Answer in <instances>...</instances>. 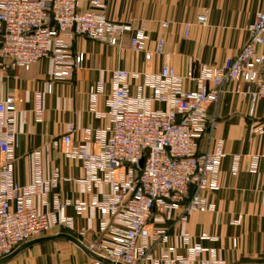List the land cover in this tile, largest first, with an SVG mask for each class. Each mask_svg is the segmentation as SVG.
Listing matches in <instances>:
<instances>
[{
  "label": "built area",
  "instance_id": "obj_1",
  "mask_svg": "<svg viewBox=\"0 0 264 264\" xmlns=\"http://www.w3.org/2000/svg\"><path fill=\"white\" fill-rule=\"evenodd\" d=\"M90 5V10L81 11L77 0H0V58L9 59L11 69L25 70L51 58L52 80L56 82L66 79L79 64L72 54L77 37L118 46L130 36L131 50L145 53L146 61H152L144 24L135 27L110 20L108 0H91ZM199 23L205 24L206 18L201 17ZM248 33L249 40L239 54L220 66L203 65L184 76L170 66L157 73L113 72L106 111L98 110L105 87L91 88L89 111L96 119H106L108 125L86 128L84 141L78 144L70 125L55 143L64 158L80 162L83 176L76 183L85 190L87 198L83 200L66 199L56 192L60 172L55 169L50 177H44L40 151L33 153V181L27 185L17 182L16 94L10 92L0 99V259L54 229L70 230L74 217L67 211L71 208L76 214L92 210L101 216L91 239H87L85 228L76 237L116 264H227L217 249L202 244L217 243L219 237L203 233L194 241L185 233L181 237L183 255L171 248L168 228L150 226L155 218L165 220L171 212H179L180 221L187 222L195 213L216 211L210 195L221 189L226 153L222 140H217L211 151L200 152L202 140L215 128L207 106L218 103L229 85L234 86L236 95L249 100L250 118L258 104L264 103V12L248 26ZM188 34L189 25L185 36ZM164 46L160 39L157 55L164 53ZM34 115L37 123L43 122L41 92L35 94ZM254 133L264 135V126ZM240 167L241 156L234 155V176ZM248 170L260 175L264 186V151L251 156ZM37 199L45 211L35 204ZM239 224L240 220L233 222Z\"/></svg>",
  "mask_w": 264,
  "mask_h": 264
},
{
  "label": "crops",
  "instance_id": "obj_2",
  "mask_svg": "<svg viewBox=\"0 0 264 264\" xmlns=\"http://www.w3.org/2000/svg\"><path fill=\"white\" fill-rule=\"evenodd\" d=\"M91 0H77L81 11L91 9ZM264 12V0H108L107 17L118 23L144 24L150 36L147 49L153 59L147 62L145 53L130 48V36H125L118 46H110L77 37L72 42V54L79 63L66 79L52 80L53 62L44 58L29 70L11 69L10 60L0 58V99L14 92L17 99L16 129L19 143L15 155V178L20 185L34 179L33 153H42L44 177L58 169L61 182L56 190L66 199H86L83 186L76 183L82 178L80 162L64 158L55 143L66 134L70 125L75 130V143L84 141L86 128L98 129L108 125L106 119H96L89 111V93L92 87L103 85L98 110L106 111V98L111 87V76L117 70L127 72L157 73L170 66L184 76L190 70L197 72L201 66H220L236 57L249 40L248 26L257 15ZM206 18L205 24L199 19ZM168 23L167 28L162 24ZM189 34L186 37V26ZM165 41L164 53L156 54L157 43ZM81 63V64H80ZM195 89V85L186 84ZM43 95L45 111L42 123L35 121V94ZM208 114L215 120L211 135L205 137L200 152L211 151L217 140L224 142L226 156L221 167V189L210 195L216 211L195 213L187 222L180 221L179 212H171L165 220L155 218L150 229L168 228L170 246L176 253L185 254L181 237L189 233L198 241L203 233L220 238L217 243L203 242L215 248L220 259L227 264H264V186L260 175L249 172L250 158L264 151V135L254 131L264 126V103L261 101L254 118L249 117L250 104L234 93L229 85L216 104L208 105ZM90 149L94 147L90 145ZM241 156L238 175L231 171L232 158ZM2 156L0 154V166ZM70 180L69 182L64 181ZM35 204L41 211L39 200ZM67 215L74 217L68 232L77 235L85 228L87 239L98 231L101 216L95 211L76 214L71 208ZM240 220L239 225H233ZM62 230L56 229L54 234ZM235 241V244H234ZM49 244L35 246L7 264H60L59 257Z\"/></svg>",
  "mask_w": 264,
  "mask_h": 264
},
{
  "label": "water",
  "instance_id": "obj_3",
  "mask_svg": "<svg viewBox=\"0 0 264 264\" xmlns=\"http://www.w3.org/2000/svg\"><path fill=\"white\" fill-rule=\"evenodd\" d=\"M49 243H71L78 247L89 259L99 262L100 264H116L112 261H109L102 256L94 253L92 250L87 248L77 237L67 234L64 232H61L54 236H44L40 238H36L34 240H31L29 242H26L22 244L20 247H18L16 250H14L9 256L0 259V264H7L10 261H12L17 256L21 255L25 251L39 245H45Z\"/></svg>",
  "mask_w": 264,
  "mask_h": 264
},
{
  "label": "rangeland",
  "instance_id": "obj_4",
  "mask_svg": "<svg viewBox=\"0 0 264 264\" xmlns=\"http://www.w3.org/2000/svg\"><path fill=\"white\" fill-rule=\"evenodd\" d=\"M56 230V229H54ZM52 230L46 236H54L55 231ZM48 246L55 248L53 254H57L60 264H94L78 247L71 243H49Z\"/></svg>",
  "mask_w": 264,
  "mask_h": 264
},
{
  "label": "trees",
  "instance_id": "obj_5",
  "mask_svg": "<svg viewBox=\"0 0 264 264\" xmlns=\"http://www.w3.org/2000/svg\"><path fill=\"white\" fill-rule=\"evenodd\" d=\"M62 232H64V233H67V234H71V235H73V236H75V237H76V235H75V234H72V233L68 232L67 230H62Z\"/></svg>",
  "mask_w": 264,
  "mask_h": 264
}]
</instances>
